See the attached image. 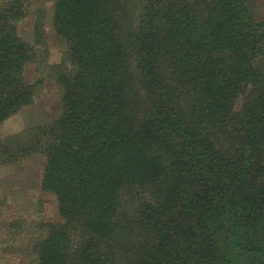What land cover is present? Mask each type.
<instances>
[{
    "label": "trees",
    "instance_id": "trees-1",
    "mask_svg": "<svg viewBox=\"0 0 264 264\" xmlns=\"http://www.w3.org/2000/svg\"><path fill=\"white\" fill-rule=\"evenodd\" d=\"M53 1L59 114L0 138V164L43 157L58 205L30 264H264L256 0ZM45 22L37 0H0V124L43 85L25 71L46 62Z\"/></svg>",
    "mask_w": 264,
    "mask_h": 264
},
{
    "label": "rangeland",
    "instance_id": "rangeland-1",
    "mask_svg": "<svg viewBox=\"0 0 264 264\" xmlns=\"http://www.w3.org/2000/svg\"><path fill=\"white\" fill-rule=\"evenodd\" d=\"M53 0H37V8L46 11V34L48 56L45 64L30 62L26 67V77L35 82L42 79L33 104L25 106L10 119L0 124V138L22 130L26 125L48 122L59 114L61 87L56 84L52 71L62 62L66 40L56 33L53 27ZM257 13L264 18V0H256ZM35 16L30 15L20 24V30L27 38H32ZM41 155L26 158L23 161L0 164V225L2 221H13L15 213L23 211L20 220L22 232L9 233L0 230V264H30L32 238L40 237L43 228L37 221H59L57 201L51 194H43L40 182L44 171V159ZM14 195L20 197L10 200ZM38 219V220H37ZM33 220V221H32ZM25 259V261H24ZM25 262V263H24Z\"/></svg>",
    "mask_w": 264,
    "mask_h": 264
}]
</instances>
